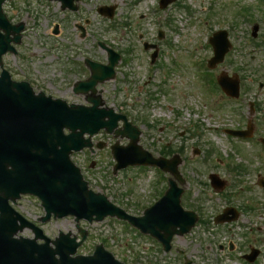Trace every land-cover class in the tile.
Masks as SVG:
<instances>
[{"label":"rangeland","instance_id":"obj_1","mask_svg":"<svg viewBox=\"0 0 264 264\" xmlns=\"http://www.w3.org/2000/svg\"><path fill=\"white\" fill-rule=\"evenodd\" d=\"M159 1L82 0L76 12L47 0L5 4L10 19L25 24L22 42L16 45L18 53L4 56L6 68L14 78L25 75L34 87L68 102L86 103L71 86L89 76L86 59L107 62L100 42L122 54L115 78L99 85L103 99L142 130L140 144L153 155L183 158L179 169L187 183L182 204L200 215L196 228L176 236L168 253L150 236L114 218L91 224L81 221L89 234L78 253L89 254L105 240L106 248L126 264H184L179 251L192 264H242L239 257L254 246L261 250L254 263L264 264V188L258 185V175L264 177V147L255 139L240 141L226 132L245 128L251 118L254 137L264 136V85H259L264 83V0H176L164 8ZM104 5H114L111 19L98 12ZM254 23L259 25L255 38ZM57 26L59 32L54 34ZM220 29L228 31L233 46L225 61L211 70L207 61L213 49L208 38ZM160 31L163 38H159ZM145 43L153 47L146 49ZM155 45L160 47V59L150 66ZM222 70L241 75L239 99L217 88L215 80ZM256 100L261 104L253 114L250 101ZM116 141L129 142L103 131L94 142L106 146L76 154L74 160L93 189L140 215L168 188L170 174L161 175L154 167H129L114 173L109 146ZM236 164L245 170L230 172L229 167ZM212 172L228 181L223 193L211 187ZM227 205L239 206L241 218L216 225L213 218ZM246 205L249 208H242ZM20 209L34 219L43 214L35 198L22 201ZM42 225L51 238L62 230L78 234L71 217ZM22 234L32 236L28 230Z\"/></svg>","mask_w":264,"mask_h":264},{"label":"water","instance_id":"obj_2","mask_svg":"<svg viewBox=\"0 0 264 264\" xmlns=\"http://www.w3.org/2000/svg\"><path fill=\"white\" fill-rule=\"evenodd\" d=\"M61 1L64 6H72L74 0ZM2 2L4 0H0V27L6 31V34L0 32V56L12 49L10 45L12 40L19 38L11 39L9 36L13 26L9 25L2 12ZM21 29L23 25L15 28L18 32ZM218 34H221L220 42L217 44L216 57L212 63L223 59L226 46L229 45L225 40L226 32ZM116 62L114 60L107 67L93 64L92 77L82 82L80 87L83 86L84 91L88 89L96 91L95 86L99 81L114 75ZM103 71L104 74L101 73ZM13 93L0 79V264H122L102 246L97 247L93 256L71 258L70 254L76 251L80 243H76L75 238L71 239L69 234H62L53 241L56 249L50 246V240L47 238H45L46 242L40 245L36 240L13 239L12 235L22 227L17 225L18 217L13 215L7 205L9 196L3 197L1 188L16 185L19 181L17 175L23 169L20 167L22 165H26L23 176L27 175L28 178V182L25 183L28 187L27 191L39 195L47 205L46 209L49 213L54 212L57 215L72 213L89 220H92L94 215L99 220L108 214L127 218L143 231L160 238L166 250L170 249L169 244L175 233L188 232L194 225L197 216L183 210L180 205L182 189H179L173 180L167 194L140 218L129 216L122 209L114 207L105 196L88 190L87 184L83 182L79 171L69 159L71 151L91 145L89 139H83L85 132L93 134L104 126L112 132L120 118L126 121L125 116L116 115L113 109L99 108L100 97L89 98L94 104L92 107L75 105L68 107L61 100L53 101L35 96L26 98L22 95V91L18 93L19 95ZM2 96L9 99L6 100ZM16 112L19 113L15 114ZM106 117H109V120H105ZM125 125L124 131L118 130L116 133L122 132V135L130 137L131 144L128 147L114 149L120 161L118 166L135 163L164 166L160 160L154 159L146 151H142V157L136 160L126 157L125 150L140 151L141 148L137 144L139 132L132 130L129 123ZM66 126L72 130V133L64 136L63 128ZM78 129L80 131H77ZM32 148L35 151L29 150ZM37 150L41 152H36ZM8 159L20 169L9 171L1 166V161ZM179 162L175 160L171 166L164 167L180 178L177 171ZM13 187L5 188L3 191L10 194ZM56 254L60 255L59 259H56Z\"/></svg>","mask_w":264,"mask_h":264}]
</instances>
